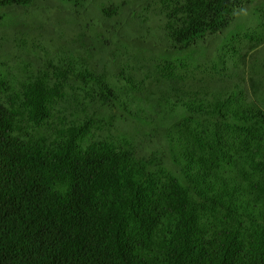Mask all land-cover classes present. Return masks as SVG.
I'll use <instances>...</instances> for the list:
<instances>
[{"label": "trees", "instance_id": "16d2710c", "mask_svg": "<svg viewBox=\"0 0 264 264\" xmlns=\"http://www.w3.org/2000/svg\"><path fill=\"white\" fill-rule=\"evenodd\" d=\"M264 0H0V264H264Z\"/></svg>", "mask_w": 264, "mask_h": 264}, {"label": "rangeland", "instance_id": "374dc122", "mask_svg": "<svg viewBox=\"0 0 264 264\" xmlns=\"http://www.w3.org/2000/svg\"><path fill=\"white\" fill-rule=\"evenodd\" d=\"M114 2H120L122 0H113ZM259 12H254L253 14V8L244 12H241L236 22L232 25V27L224 34L222 39V47L225 49H229L230 52H227L229 57H237L233 51H231L232 48L239 49L241 45L244 43L242 42L237 36L242 35L243 33L247 32V30L255 25H261L264 20L262 17L259 16Z\"/></svg>", "mask_w": 264, "mask_h": 264}]
</instances>
